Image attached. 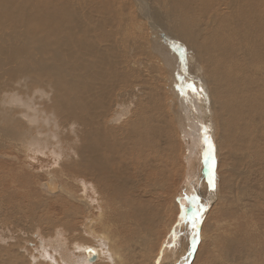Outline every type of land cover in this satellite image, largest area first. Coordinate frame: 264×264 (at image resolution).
I'll return each instance as SVG.
<instances>
[{"label": "bare ground", "instance_id": "6f19581e", "mask_svg": "<svg viewBox=\"0 0 264 264\" xmlns=\"http://www.w3.org/2000/svg\"><path fill=\"white\" fill-rule=\"evenodd\" d=\"M76 2L77 4H75ZM178 51L183 53V61L189 57L187 53L190 52L191 59L193 56V60H195L193 63L197 62L201 66V72H203L204 76L201 77L203 78L200 77L201 72L198 73L200 74L198 78L196 77L197 73L187 72L188 63L186 67L182 66L180 68L182 59L178 58L180 57L178 56ZM138 54H141L142 57L146 56L144 57L146 58L145 60L152 58L154 62L150 63L144 59L139 60L137 58ZM160 66L166 68L165 71H167L169 78V83L167 82L169 84V92L166 93H170L174 105L177 106V108H172L174 110L173 117L176 127L183 135L182 137H184L182 139L186 141L184 152V157L187 160L186 166H191L193 170H198L197 172L200 174L199 177L195 176V178L203 177V173L201 170L199 172L201 165L198 158L193 156L192 152L197 147V143H203L204 135H207L212 140V136H209L212 135V128H215L213 131L215 130L217 135H213L216 136L215 142H217L216 145L218 144L220 149L219 153L215 154H217V159L220 157L221 163L223 158H225V161L230 158L232 165L234 163L238 165L242 164L241 159L243 157L241 158V156L245 150L248 156H255L259 161L264 160V0H0V101L8 92L7 89L10 82L17 88V93L12 95L9 103L5 104L3 102L1 104L4 111L1 112L0 110V137L4 138H2L3 141L6 139V142H8L9 140L16 152L23 153L25 157H28L31 147L38 146L36 143L29 144L30 140L28 139L30 137V129H32L31 124L37 121V115H43L47 118L50 115L47 110H51L55 115H61V118L64 119L63 123H66L67 125L65 126H68V128H71L72 124L80 127L77 139L69 138L71 139L70 142L77 141L74 149L75 154H73L75 155V159L72 158L63 162L62 166L59 165L62 171L73 172L78 177L63 174L64 171L58 170L62 173L63 177L65 176L64 182H60L57 179L58 176L56 177L54 175L55 172L52 170L53 174L47 172L49 183L41 184V190H45L49 197V194H52L51 188L58 189L60 190V194H64L69 200H75L76 203L79 202V206L80 204L83 206L81 211L86 214V219L83 218L81 213L75 212L77 214L76 218L80 219V214L82 216V222H78L81 225L77 227V230L82 227L81 230L85 232V229H87V238L92 242L90 244L83 243V246L81 244L78 246L79 243L75 241L76 237L74 239L68 238V234H71L75 229V222L74 224L72 222L75 218L72 217L73 219H71L69 217L77 210H74L71 205H66L62 213L64 215L60 216L59 219L57 215L53 214V216L48 215L46 217V224L43 222L45 234L37 230L41 237L39 235L36 239H38L41 245H44L43 251L47 254L51 252L48 257L44 256L46 258L44 261L48 259L50 263L54 264H125L126 257L120 253L119 249L114 248L115 237L120 235L119 230L114 231V235L109 236L105 228H102L103 232L101 233L97 234L95 232L94 228L97 221H95V217L104 218L106 214L104 213L105 207L95 206V204L93 206V203L96 201L93 203L89 201L91 198L87 196L88 191L86 188L89 187L93 194V192L97 191V187H99L96 183L105 178L112 182L114 189L118 192H122L125 187H139L142 182L145 184L146 175L143 168L145 166L150 168L149 165L155 158L153 153V158H150L151 152L149 153V151L153 152L158 147L156 143L150 144L146 142L148 141L147 139L150 137V139L157 138L163 141L161 136H164V138H167L166 136L171 137L176 132L173 124L168 129L169 131L165 130L164 124L167 121L165 117L168 112L166 109H162V106H166L167 103L161 104L158 95L161 92L145 87L147 84L144 87L138 84V78L135 80V77L139 73L137 70L150 69V72L153 73V70L154 72L161 70ZM195 67L197 68V64H195ZM196 71L194 70V72ZM136 72L138 73L136 74ZM160 73L162 74L163 72ZM140 77H143V75ZM145 77L147 78V75ZM178 78H182L180 82L196 83L197 92L186 90L185 95H180L176 88ZM155 79H157L156 76ZM166 80L162 83L166 84ZM145 82L147 83V81ZM39 85L46 87L48 93L51 92L54 95L52 96L53 98L51 97L50 105L44 100H47L48 97L44 94L45 92L42 94L41 88L40 90H33ZM163 86L166 87V85ZM159 87L161 89V86ZM162 88L164 90V87ZM199 89H203V91L200 92ZM32 95H37L40 100H43L42 102L45 105L44 112L37 110L38 112L36 113L34 108H32L33 106L25 104V101L30 100L29 98ZM167 97L169 99V96ZM35 113L36 117L34 116ZM169 118H171V115ZM117 123L119 124L117 125ZM171 123L173 122L171 121ZM9 125H13L14 127L9 128ZM15 128L21 131L27 140V145L19 143L18 136L20 132L15 130ZM67 130L69 131V129ZM74 130L77 129L74 128ZM179 139L182 141L180 136ZM167 140L170 141L168 138ZM150 141L152 142V139ZM164 143L168 142L164 141ZM187 145H190V147ZM54 148L55 146H52L51 152L48 151L47 155H42L43 153L38 150L34 152L39 153L43 157L51 156L49 159L45 158L46 161H51V158L54 156ZM186 151L189 152L188 155ZM30 153L33 154V152ZM196 154L195 152L194 155ZM200 155L198 154V156ZM249 157L246 155L248 162ZM31 160L35 162V158H31ZM247 161L245 160V162ZM201 162L205 166L202 165L203 167L201 166V168H205L206 173L204 172V174L208 182V186L206 185L208 188L204 187L203 182L201 191L203 189L206 193L208 192L209 197L207 199L209 198V202H202L204 205L201 203L203 206L206 205V210L201 213L200 225L204 221V215L207 214L210 206L217 199L213 187L209 184V176L211 174L207 172L209 171V166H207L208 161L206 163L205 158H203ZM217 162H219V159ZM250 163L251 165L248 164V166L253 167L252 161ZM216 164L218 165L219 163ZM229 165L231 166V172L225 168L228 166L225 163L224 169H222V165L221 168L218 165L217 168H214L212 174L214 173V181L220 179L221 183H223L226 180L224 187L228 186V190L237 195V198L241 191V182L244 184L242 180L243 176L231 164ZM53 166L52 168H54ZM248 166L246 167L247 170L250 169ZM146 170L148 171V169ZM100 171L102 174L99 173ZM9 172L6 175L5 172L0 171L1 200L5 201L10 207L6 209L0 206V213L6 210L9 211V214L14 215L16 212H21V206L18 203L13 205L8 202L10 199H15L17 195L16 185L11 176H9ZM260 172L263 176L260 175L258 177L257 175V178H255L257 182L264 180V170L261 169ZM207 173H209V176ZM79 177L82 179L81 181ZM229 177L235 179V185L228 182ZM86 179L90 182L86 181ZM69 183H77L83 187V198H75L70 192L71 190H66V188H70ZM196 183L197 185L195 182L193 184L200 189V181ZM134 188L132 189L133 191H135ZM246 188L248 189V187ZM259 188L254 187L252 188L253 193L247 194L252 200L246 197L235 206L232 204L227 206L228 208L226 209L228 211L226 210V215L232 214L237 218L249 212L260 213V208H264V206H258L256 202L259 201L257 200L255 202L256 192H258L257 189ZM154 192L157 193V191ZM257 199L259 200L261 197L257 196ZM91 200L93 201V199ZM202 200H204L203 196ZM122 204H120V208L125 210L124 208L127 205L125 203ZM261 205H264V202ZM185 209L187 208L185 207ZM23 214H28L27 216L30 217L28 209ZM137 214H141L140 210L137 211ZM52 218L53 222L51 221ZM41 220L44 219L41 217ZM48 220L51 222L47 224L46 221ZM62 220L63 224L60 223L61 225H58V222ZM84 220L86 224H84ZM2 229L4 231L0 230V260L11 258L15 252L22 250L21 247L23 245L11 248V243L13 245L15 241H20L21 238H19V235L17 236L18 239L16 238L17 240L10 237L11 232H15L14 228L13 230L10 227H3ZM65 230L69 233H65ZM198 230L199 225L195 231ZM193 231L191 221H186V224L182 223L178 227L176 236L174 235L177 238H174L175 241H179H176L177 243L172 251H168L170 254H167L168 249L165 252L164 248L159 251L160 246L154 254L158 256L157 254L159 253L162 256V261H165L166 264H187L191 255H187L186 253V256H184L187 244L186 238ZM59 232V237L64 238L63 236L65 235L68 239L60 238V240L58 239L59 241L53 239L52 237H56ZM179 232L184 233L182 239L180 234L178 235ZM23 234L25 233L20 234L22 239H24ZM26 234L25 236L29 238L32 235L31 232ZM200 236L201 234L199 233V239L203 237V235L201 238ZM22 239L20 242H22ZM203 239L204 237L201 240ZM99 242L105 244L104 249H102L103 245ZM239 243L241 244L240 241ZM251 244L252 242L248 241L247 238V241L241 244L243 247H240V249H246L240 251L246 253L244 258L246 257L247 260L251 259L259 250L257 246L249 248ZM263 244L260 243L259 246ZM31 245L33 246V244ZM234 245V241H227L225 248L228 250L230 247L233 248ZM123 246H126V244L121 245L122 248ZM230 250L233 249L230 248ZM41 252L34 248L30 249V253L27 256L28 258L30 257L31 264L40 258L39 253ZM127 252L129 253V249ZM33 253L34 255L32 256ZM143 253H146V251ZM240 253L238 252V254ZM93 254L96 255V258L93 262H89V258ZM154 254L152 255L155 257ZM238 254L237 256H239ZM23 256L25 257V255ZM153 256L150 254V257ZM231 257L230 255H226L225 258L229 261ZM237 259L234 260L238 262L239 260L237 261ZM149 260L151 261V258ZM133 261L134 259L129 264ZM13 262L16 263L15 261ZM217 262L219 263L220 260L215 261V263ZM251 262L253 263V261ZM262 262L263 260H260L258 263L262 264ZM148 263L150 262L148 261Z\"/></svg>", "mask_w": 264, "mask_h": 264}, {"label": "rangeland", "instance_id": "374dc122", "mask_svg": "<svg viewBox=\"0 0 264 264\" xmlns=\"http://www.w3.org/2000/svg\"><path fill=\"white\" fill-rule=\"evenodd\" d=\"M77 4V2L75 3ZM79 4V3H78ZM77 6V5H76ZM261 6V5H260ZM86 8V7H85ZM88 9V8H87ZM90 10V9H89ZM96 17V16H95ZM91 19V17H89ZM167 30V29H166ZM170 30V29H169ZM113 43V42H112ZM105 45V43H103ZM187 54H189L186 58V60L183 61V53L178 51V58H181L182 60V63H181V66L180 68L183 66V67H186L187 63H188V67H187V72L189 73H197L196 77L198 78L199 75L200 77L203 76V72L202 69L200 68L201 66L196 62V63H193V61L195 62V60H193V56H192V59H191V55H190V52H188ZM135 55H136V52H135ZM139 55V56H138ZM137 55V58L139 60H145L146 56L142 57L141 54H138ZM141 55V56H140ZM189 60V61H188ZM145 61H149L150 63H153L154 60H152V58L149 60H145ZM192 61V62H191ZM185 62V63H184ZM157 64V63H156ZM193 64V65H192ZM195 64H197V68L195 67ZM192 65V66H191ZM190 67V68H189ZM194 67V68H193ZM199 68V70H198ZM160 69L161 70H156L154 72L153 70V73L150 72V69H142V70H137L138 72H136V74L138 75L137 77H135V80L137 79L138 80V84L140 85H144L147 84L145 87H149V89L151 90H154L155 89L157 91H160L161 93L158 94L159 95V99L161 101V104L164 105V103L166 102L167 105L165 106H162L163 108L162 109H166V111L168 112L167 116L165 117L167 119L166 123L164 124L165 125V130L166 131H169L168 129H170V127L172 126V124L175 126L176 128V132L173 133V137H168L166 136L168 139H170L171 141V144H170V141L167 140V138H164V136H161V139L163 141H160L158 140L157 138L152 139V142L150 141V137L149 139H147L148 143H156L158 145V149H154L153 152L152 151H149L150 153V158H153V154H154V161H152L150 163V168L148 167H144L143 170L145 175H146V182L145 184L142 182L140 184V186H133V187H128V188H124L122 192H118L116 189H114L113 187V184L110 180H107L106 178L102 181H99V183H96L98 184L99 187H97V191L96 192H93L92 194V191L89 189V187H87V191H88V194L87 196L90 197L91 199H93V201L90 199L89 201H91L93 203V206L95 204V206H103L105 207L104 209V213L105 216L104 218H99V216H96L94 219L96 221L95 223V232L98 234V233H101L103 232L102 231V228L104 229L105 228V231L108 233V236L109 235H114L113 232L116 231V230H119L120 232V235L115 237V244H114V248H117L120 250V253L126 257V261H125V264H129V262L134 259L133 262H131L130 264H166L165 261H162V256L159 255V253L157 254L158 256H156L155 251H157L158 247L160 246V250H162L164 248V252L165 250H167V254H170V252L168 253V251H172V249L175 247L176 243L179 241V240H176L177 239L176 237H174V235L176 236V232L178 230V227L181 226L182 223L186 224V221L189 222L191 221V215H193L194 211H196V208H194V204H193V201L191 199V197L193 195H195L196 197H198V203L200 205H202L204 203H208L209 202V198L207 199V197H209L208 195V192L206 193L203 189L201 191V188H203V182H204V187L207 185L208 186V182L206 180V176L204 174V172L206 173L205 171V168H201V166L203 165L202 164V160L204 157V153L206 151V147L207 145L204 143V141H202L203 143H197V147L193 150L192 154L193 156H196L198 158V161H199V165L200 166V169H199V172L201 170V172L203 173V177L201 178H198L199 177V173L197 172L198 170L191 168V166H186V159H185V146H186V141L182 138L183 135L179 132V129L176 127V124H175V121H174V117H173V109L174 108H177L176 105H174V101H173V98L172 96L170 95V93H166V92H169L168 91V86H169V78H168V75H167V71L166 68L164 66H160ZM192 71H191V70ZM145 70V71H144ZM194 70H197L196 72H194ZM148 71V72H147ZM199 71V72H198ZM145 72V73H144ZM160 72H163L162 74ZM201 72V73H200ZM150 73V74H149ZM166 73V74H164ZM200 73V74H198ZM140 74V75H139ZM141 75H143V77H140ZM147 75V78L145 77ZM153 75V76H152ZM161 75V76H160ZM136 76V75H135ZM155 76L157 77V79H155ZM165 76V77H164ZM140 77V78H139ZM154 77V78H153ZM204 77V76H203ZM201 77V78H203ZM159 78V79H158ZM161 78H164V79H161ZM146 79V80H145ZM154 79V80H153ZM166 80V84L162 83ZM142 80V81H141ZM149 80V81H148ZM158 80V81H157ZM141 83H140V82ZM147 81V83L145 82ZM9 82V80H8ZM145 82V83H144ZM151 82V84H150ZM154 82V83H153ZM168 82V83H167ZM149 83V84H148ZM156 83V84H155ZM154 84V85H153ZM160 84V85H159ZM194 86H196V83H192ZM161 86V89H159ZM163 85H166L163 86ZM11 87V88H10ZM156 87V88H155ZM164 87V90L163 88ZM40 88L42 89V94L43 92H45L44 94L48 97L45 96L46 99H44L45 101H47L48 105L51 104V100H52V95L51 92L48 93V89L46 87H43V86H37L36 88H34L33 90H36V89H39ZM167 88V89H166ZM12 89V90H11ZM45 89V90H44ZM10 90V91H9ZM16 90V91H14ZM167 90V91H166ZM9 93H8V92ZM7 93L4 95V97H2L1 101H0V105L5 102L6 103H9V99L12 97V95L14 93H17V88L15 85H13V83L10 82V85H9V88L7 89ZM163 93V94H162ZM165 93V95H164ZM8 94V95H7ZM169 94V95H168ZM11 95V96H10ZM114 95V94H113ZM162 95V96H161ZM6 96V97H5ZM10 96V97H9ZM37 95H32L30 96V100L28 101H25V104L27 103L28 106H33L32 108H34V110L36 111V113L38 111H42L44 112V104H43V100H40V98L37 96ZM115 96V95H114ZM164 96V97H163ZM169 96V99L168 97ZM171 96V97H170ZM52 97V98H51ZM6 98V99H5ZM38 98V99H37ZM167 99V100H166ZM3 100V101H2ZM6 100V101H5ZM37 100V101H36ZM49 100V101H48ZM166 100V101H165ZM39 101V103H38ZM163 101V102H162ZM169 102V103H168ZM171 102V104H170ZM165 103V104H166ZM41 105V106H39ZM172 105V106H171ZM3 108V105H1V112L4 111ZM173 108V109H172ZM38 110V111H37ZM47 112L50 114L49 116H47V118H45L43 115H37L38 117H36V113L34 114V116L37 118V121L35 119L36 122H34V124H31V127L32 129H30V137L28 138L30 140L29 144L31 143H36L38 144V146H32L31 147V151L30 152H33V154H31L29 152L30 155H28V157H25L23 153H18L15 151L14 147L10 144V141L8 140V142H6L7 140L5 139L3 141V137H0L1 141H0V155H1V159H0V171L2 172H5V174L7 175L8 171L9 172V176H11L12 180L14 181L15 185H16V189H17V195L15 197V199H10L8 200V202H10V204L12 203L13 205H16L17 203L21 206V212H16L14 215H11L9 214V211H2L0 213V230L1 231H4L2 228L3 227H10L11 230H13L14 228V231L15 232H11L12 234L10 235V237L12 239H15L17 240V236L19 235V238L22 239V237L20 236L21 233H25L23 234L24 235V239H22V242L21 239L20 241H15L14 244L10 245V247L12 248L13 246L14 247H17L18 245H22V250H20L19 252H15L12 253L14 254L11 258H4V259H1L0 260V264H31L32 261L30 259V257L28 258L27 254L30 253V249L34 248L36 249L37 251L41 252L39 253V259L37 261H34L33 264H38V263H44V264H54V263H50L49 260L47 259L46 261H44L46 258L45 257H48L51 252H49L48 254L45 253L43 250H44V245H41L38 241V239H36V237H38L40 235V233H38V231L42 232L43 234H45V227H44V223H45V220L46 217H48V215H57L58 216V219L60 218V216H63L64 214L63 213V209L65 208L66 205H71L73 207V209L77 210V211H74L72 213V215L69 217L71 219L75 218L72 220L73 224H74V227H75V231L73 232L72 231V235L67 232V230H65V233H69L68 235V238L69 239H74L75 238V241L77 243H79L78 246H83V243L84 244H90L92 241L87 238L88 237V234H87V229H85V232L81 228H78L77 230V227H79V225H81V223H78V222H82V216L83 218L86 219V214L83 213V211H81L83 209V206L80 204L79 206V202L76 203L75 200H72L68 197H65L64 194H60V190L58 189H54V188H51V192L52 194H49V197H48V193L43 189L41 190L42 188V185L45 184L46 182L49 183V176H47L48 173H52L53 174V171L55 172L54 175H56V177H60L57 179L60 181V182H64V179H65V176L63 177L62 176V173H60V171L58 170H61V167L62 166V163L67 161V160H70L72 158L75 157V154L74 153V149L77 145V141H73V142H70L71 139H74L76 138L77 139V136H78V132H79V126L77 125H71L70 127L71 128H68V126H65L67 125L66 123H63L64 122V119L61 118V115H55L53 111L51 110H47ZM171 115V118H169ZM58 116V117H57ZM128 117V116H127ZM61 118V119H60ZM41 119V120H39ZM54 119V120H53ZM44 120V121H43ZM173 123H171V121ZM42 121V122H41ZM54 122V123H53ZM121 122V121H120ZM37 123V124H36ZM40 123V124H39ZM44 123V124H43ZM168 123V125H166ZM119 123H117L118 125ZM33 125V126H32ZM55 125V126H53ZM63 125V126H61ZM14 127L13 125H9V128H12ZM53 129H52V128ZM59 127V128H58ZM67 127V128H66ZM214 127V125H213ZM56 128V129H55ZM77 129V130H74ZM55 129V130H54ZM69 129V131L67 130ZM71 129V130H70ZM213 129L215 128H212V135H209V136H212V140H211V143L212 145H214L213 147V152H212V155L211 157H209V160H208V165L209 166V172L211 175H212V172L214 170V168L218 167L219 165V168H221V165H222V169H224V164L226 163L228 166H226L225 168H227V170L229 172L230 171V168L231 166L229 164L232 165V161L231 159L229 158V160H226L225 161V158H223V161L221 163L220 161V157H218L219 159V162L218 159H217V154L219 153L220 149H219V146L218 144L216 145L217 142L216 141V131ZM15 130L19 131V136H18V139H19V143L21 145H27V140L25 139V137L22 135L21 131L17 128H15ZM40 130V131H39ZM62 130V131H61ZM52 131V132H51ZM54 131V132H53ZM59 133H58V132ZM32 132V133H31ZM69 132V133H68ZM214 132V133H213ZM51 133V134H50ZM68 133V134H67ZM72 133V134H71ZM67 134V136H66ZM215 134V135H213ZM71 135V137L69 136ZM179 136L181 137L182 141L179 139ZM207 136V135H206ZM163 137V138H162ZM205 137V135H204ZM3 138V139H2ZM53 138V139H52ZM63 138V139H62ZM71 138V139H69ZM157 139V140H156ZM176 139V140H175ZM167 140V141H166ZM154 141V142H153ZM165 142H168V143H164ZM175 144H174V142ZM49 142V143H48ZM183 142V143H182ZM6 143V144H5ZM161 143V144H160ZM164 143V144H163ZM10 146H9V145ZM163 144V145H162ZM185 144V145H184ZM2 145V146H1ZM160 145V147H159ZM166 145V146H165ZM170 145H172V147H170ZM174 145V146H173ZM206 147H205V146ZM4 146V147H3ZM40 146V147H39ZM52 146H55L54 148V156L51 158L52 160L50 161H46L45 158H48L51 157V156H48V157H43L41 156L39 153H36L34 152L35 150H38L40 151L41 153H43L42 155H47V152L50 151L51 152V149H52ZM165 146V147H164ZM188 147H190V145H187ZM199 146V147H198ZM204 146V147H203ZM3 147V148H2ZM6 147V148H5ZM65 147V148H64ZM182 147V148H181ZM5 148V149H4ZM61 148V149H60ZM160 148V149H159ZM198 148V149H197ZM204 148V149H203ZM47 149V150H46ZM60 149V150H59ZM72 149V150H71ZM170 151H169V150ZM182 149V150H181ZM200 149V151H199ZM203 149V150H202ZM5 150V152H4ZM58 150V151H57ZM62 150V151H61ZM63 150L67 151V152H64ZM71 150V151H70ZM198 150V151H196ZM171 152V154H169V152ZM202 151V152H201ZM204 151V152H203ZM69 152V153H68ZM177 152V153H176ZM182 152V153H181ZM187 152V155L189 154L188 151ZM195 152L197 153L196 155ZM198 152H201V153H198ZM9 153V154H8ZM71 153V154H70ZM153 153V154H152ZM173 153V154H172ZM175 153V154H174ZM217 153V154H215ZM247 157L248 154L246 152V150L243 152V155L241 156V158L243 157L242 160V164L238 165L236 163H234L232 167L234 169L237 170L238 173H240L242 176H243V182L244 184L241 182V186H240V194H238V197L236 198L237 195H235L234 193H231L229 190H228V186L224 187V185L226 184V180H224L225 182L221 183L220 179L217 180V181H214V184H215V187H217L215 189V187L213 188L214 192L216 193V200H215V203H213L209 210L207 211V214L204 215V221L201 223V225L199 224V230L198 232L201 234V236L203 235L204 239L201 240V236L195 247L193 248L192 246V243H193V233L189 234L186 238V251H185V254L184 256H186V253L187 255H191L189 261L187 264H261V263H258L260 260H263L264 262V244L263 245H260V243H264V208H260V213H254V212H249L247 214H244V215H241V217H234V215L230 214V215H226V208H228L227 206L229 205H233L235 206L239 201H242L244 200L246 197L248 199H251L249 198V196L247 194L249 193H253V189L254 187L256 188H260L257 189L258 192H256V199H255V202L256 200L259 201V202H256V204H258V206H264V205H261V203L264 202V182L262 183V181L264 180H261L259 182L255 181V178H257V175L258 177L261 175V172L260 170L263 169L264 170V160H261L259 161L257 158H255V156H250L249 157V162L247 161L248 158H246V155ZM17 154V155H16ZM36 154V156H35ZM160 154V155H159ZM198 154H201L200 156H198ZM6 158H5V156ZM31 155H34V156H31ZM39 155V156H38ZM105 155H108V154H105ZM167 155V156H166ZM203 155V157H202ZM245 155V156H244ZM264 155V154H263ZM20 156V157H19ZM58 156V157H57ZM67 156V157H66ZM69 156V157H68ZM157 156V157H156ZM22 157V158H21ZM24 157V158H23ZM60 157V158H59ZM165 157V158H163ZM212 157H214V167H211L210 168V165L213 163V160H212ZM252 157V158H251ZM15 158V160H14ZM31 158H35V162H33L31 160ZM42 158V159H41ZM57 158V159H56ZM64 158V159H63ZM68 158V159H67ZM175 158V159H174ZM201 158V159H199ZM216 158V159H215ZM255 158L254 160H251V159ZM20 159V160H19ZM29 159V160H28ZM56 159V160H55ZM75 159V158H74ZM263 159H264V156H263ZM58 160V161H57ZM61 160V161H60ZM64 160V161H62ZM168 160V161H167ZM245 160L247 162H245ZM256 160V162H255ZM258 160V161H257ZM53 161V162H52ZM56 161V162H55ZM231 161V162H230ZM252 161V164L254 165L253 167H249L248 164L251 165V162ZM263 161V162H262ZM17 162V163H16ZM33 162V163H32ZM162 162V163H161ZM170 162V163H169ZM172 162V163H171ZM219 163L218 165L216 163ZM230 162V163H229ZM49 163H51V167L49 165ZM53 163V164H52ZM56 163H58V165H56ZM174 163V164H173ZM185 163V164H183ZM261 163V164H258ZM12 164V165H11ZM55 164V166H53ZM161 164V165H159ZM247 164V165H246ZM33 165V166H32ZM49 165V166H48ZM60 165V166H59ZM256 165V166H255ZM260 165H261V168H260ZM262 165H263V168H262ZM10 166V167H9ZM52 166L54 168H52ZM160 166V167H159ZM204 166V165H203ZM202 166V167H203ZM237 166V167H236ZM249 167L250 169L247 170L246 167ZM7 167V168H6ZM56 167V168H55ZM162 167V168H161ZM165 167V168H164ZM184 167V168H183ZM189 167V168H188ZM205 167V166H204ZM52 168V169H50ZM161 168V169H160ZM260 168V169H259ZM31 169V170H30ZM49 169V170H48ZM148 169V171L146 170ZM165 169V170H164ZM212 169V170H211ZM242 169V171H241ZM244 169V171H243ZM256 169V170H255ZM47 170V171H46ZM53 170V171H52ZM164 170V172H163ZM167 170V171H166ZM184 170V171H183ZM194 172H193V171ZM211 170V171H210ZM246 170V171H245ZM58 171V172H57ZM62 171V170H61ZM64 171V172H63ZM63 174H66V175H69V176H72V177H78L75 173L73 172H67V170H63ZM162 171V172H161ZM241 171V172H239ZM253 173H252V172ZM48 172V173H47ZM58 174H57V173ZM148 172V173H147ZM187 172V173H186ZM68 173V174H67ZM100 174L101 171L99 172ZM150 173V174H149ZM165 173V174H164ZM209 173L208 176H209ZM245 173V174H244ZM250 177H249V175ZM251 173V174H250ZM149 174V175H148ZM158 174V175H156ZM220 175V173H218ZM255 174V176H254ZM61 175V176H60ZM248 175V176H247ZM195 176H198L195 178ZM247 176V177H246ZM263 176V174L261 175ZM189 177V178H188ZM220 177V176H219ZM245 177V178H244ZM47 178V179H46ZM62 178V179H61ZM80 178V177H79ZM167 178V179H166ZM195 178V179H194ZM230 179L228 180L229 183H231L232 185L236 184V181L234 178H231L229 177ZM252 178V179H251ZM254 178V180H253ZM195 182V184L197 185L196 182L200 181V189L199 187H197L195 184H193V180ZM251 179V180H249ZM10 180V178H9ZM82 179L80 178V181ZM196 180V181H195ZM198 180V181H197ZM206 180V181H205ZM86 181L90 182L89 180L86 179ZM164 181V183H163ZM190 181V183H189ZM155 182V184H154ZM158 182V183H157ZM161 182V183H160ZM206 182V183H205ZM247 182V183H245ZM250 182V183H249ZM262 184H261V183ZM221 183V184H220ZM257 185H256V184ZM42 184V185H41ZM69 187L70 188H66L67 191H70L72 193V195L75 197V198H83L82 195H83V190L81 186H79V184L77 183H69ZM144 186H143V185ZM149 184V185H147ZM248 184V186H247ZM251 184V185H250ZM254 184V186H253ZM74 185V186H73ZM147 185V186H146ZM157 185V186H156ZM163 185V186H162ZM169 185V186H168ZM180 185V186H179ZM192 185H194L192 187ZM220 187H219V186ZM151 186V187H150ZM155 186V187H154ZM168 186V187H167ZM206 186V187H207ZM243 186V187H242ZM251 186V187H250ZM259 186V187H258ZM4 187H6L4 185ZM76 187V188H75ZM103 187V188H101ZM135 187V188H134ZM144 187V188H143ZM248 187V189L246 188ZM250 187V189H249ZM72 188V189H71ZM77 189L75 191V189ZM134 188L135 191H133L132 189ZM149 188V190H148ZM192 188V189H191ZM196 188V189H195ZM208 188V187H207ZM235 188V186H234ZM131 189V190H130ZM160 189V190H159ZM263 189V190H262ZM57 190V191H56ZM115 190V191H114ZM138 190V191H137ZM148 190V191H147ZM200 190V191H199ZM228 190V191H227ZM234 190V189H233ZM260 190V191H259ZM43 191V192H42ZM75 193H73V192ZM100 191V193H99ZM102 191V192H101ZM110 191V192H109ZM128 191H130L128 193ZM140 191V192H139ZM145 191V192H144ZM154 191H157L154 192ZM194 191V192H193ZM197 191V192H195ZM204 191V192H203ZM248 191V192H247ZM47 193L45 195V193ZM112 192V193H111ZM163 192V193H162ZM201 192V194H200ZM241 192H245V193H241ZM260 192V193H259ZM263 192V193H262ZM54 193V194H53ZM57 193V194H55ZM80 193V194H79ZM107 193V194H106ZM139 193V194H138ZM207 195H205V194ZM230 193V194H229ZM76 194V195H75ZM119 194V195H117ZM145 194V195H144ZM233 194V195H232ZM242 194V195H241ZM246 194V195H245ZM53 196L51 198V196ZM105 195V196H104ZM133 195V196H132ZM260 195V196H259ZM55 196V198H54ZM59 196V197H58ZM77 196V197H76ZM95 196V197H94ZM119 196V197H118ZM145 196V197H144ZM154 196V197H153ZM202 196L204 198V200H202ZM257 196L258 197H261V199H257ZM263 196V197H262ZM65 197V198H64ZM105 197V198H104ZM110 197V198H108ZM122 197V198H120ZM109 201H108V199ZM113 198V200H112ZM120 198V199H119ZM119 199V200H118ZM143 199V200H142ZM0 200H1V195H0ZM112 200V201H111ZM116 200V201H115ZM119 202H118V201ZM135 200V201H134ZM237 200V201H236ZM252 200V199H251ZM100 203H99V202ZM122 201V202H121ZM0 206L3 207V208H10L5 201L1 200L0 201ZM4 202V203H3ZM48 202V203H47ZM114 202V203H113ZM121 202V203H120ZM184 203V205H182V203ZM66 203V204H65ZM122 203H125L127 206L124 208L125 210L121 209V205ZM156 203V204H155ZM202 203V204H201ZM104 204V205H103ZM117 204V205H116ZM139 204V205H138ZM177 204V206H176ZM106 205V206H105ZM120 205V206H119ZM123 205V204H122ZM138 205V206H137ZM204 205V204H203ZM55 206V207H54ZM75 206V207H74ZM78 206V207H76ZM114 206V207H113ZM142 206V207H141ZM178 207V208H177ZM181 207V208H180ZM185 207L187 209H185ZM57 208V209H56ZM108 208V209H107ZM28 209V213L30 214V217H28L26 214L24 215V211H26ZM143 209V210H142ZM23 210V211H22ZM62 210V211H61ZM109 210V211H107ZM113 210V211H112ZM140 210L141 214L138 215L137 214V211ZM185 210V212H184ZM192 210V212H191ZM55 211V212H54ZM60 211V212H59ZM189 211V212H188ZM228 211V210H227ZM23 212V213H22ZM81 213L80 214V219L76 218V213ZM101 212V211H100ZM111 213V214H110ZM185 213V214H184ZM191 215H190V214ZM6 214V215H5ZM23 214V215H22ZM53 214V215H52ZM128 214V215H127ZM131 214V215H130ZM5 215V216H4ZM10 215V216H9ZM22 215V217H21ZM188 215V216H187ZM3 216V217H2ZM40 216V217H39ZM45 216V218H44ZM190 216V217H189ZM7 217V219H6ZM24 217V218H23ZM32 217V218H31ZM39 217V218H38ZM41 217L42 219L44 220H41ZM73 217V218H72ZM183 217V218H182ZM3 218V219H2ZM121 218V219H120ZM206 218V219H205ZM225 218V219H224ZM228 218V219H227ZM250 218V219H249ZM6 219V220H5ZM18 219V220H17ZM30 219V221H29ZM34 219V221H33ZM36 219V220H35ZM77 219V220H76ZM186 219V220H185ZM189 221H188V220ZM232 219V220H231ZM235 219V220H234ZM244 219V220H243ZM38 220V221H37ZM64 220V219H63ZM63 220L61 222H58V225H61L63 224ZM227 220V221H226ZM246 220V221H245ZM7 221V222H6ZM15 221V222H14ZM18 223H17V222ZM33 221V222H32ZM39 221H41L39 223ZM51 221L53 222V218L51 219ZM50 220L46 221L47 224L49 222H51ZM77 221V222H76ZM44 222V223H43ZM181 222V223H179ZM231 222V223H230ZM242 222V223H241ZM11 223V224H9ZM17 223V224H16ZM30 223V224H29ZM33 225H32V224ZM43 223V225H42ZM61 223V224H60ZM76 223H78L76 225ZM227 223V224H226ZM237 223V224H236ZM21 224V225H20ZM24 224V225H23ZM29 224V225H28ZM46 224V223H45ZM84 224H86V221L84 220ZM231 224V225H230ZM234 224V225H233ZM12 225V226H11ZM16 225V226H15ZM248 225V226H247ZM14 226V227H13ZM34 226V227H33ZM46 226V225H45ZM178 226V227H177ZM234 226V227H233ZM239 229H238V227ZM43 227V228H42ZM216 227V228H215ZM244 229H243V228ZM246 227V228H245ZM17 228H19L17 230ZM107 228V229H106ZM177 228V229H176ZM16 229V230H15ZM42 229V230H40ZM176 229V230H175ZM36 230V232H35ZM38 230V231H37ZM110 230V231H108ZM172 230V231H171ZM28 231V232H27ZM228 231V232H227ZM241 231V232H240ZM245 231V232H244ZM256 231V232H255ZM18 232H21L18 234ZM31 232V237H26L25 235H27L26 233H30ZM33 232V233H32ZM81 232V233H80ZM84 234H83V233ZM231 232V233H230ZM253 232V233H251ZM37 235H35V234ZM75 233V234H74ZM250 233V234H249ZM257 233V234H256ZM34 234V235H33ZM66 234V235H67ZM75 236H74V235ZM82 234H83V237H82ZM86 234V236H85ZM180 234V237L182 239V236H184V233L182 232H179L178 235ZM182 234V235H181ZM248 234V235H247ZM14 235V236H13ZM22 235V236H23ZM235 235V236H234ZM244 235V236H243ZM30 236V235H28ZM33 236V237H32ZM60 236V232L59 234L55 237H52L53 239H56L57 241L60 240L61 237ZM73 238H71V237ZM78 236V237H77ZM80 236V237H79ZM241 236V237H240ZM250 236V237H249ZM255 236V237H253ZM41 237V235H40ZM64 238H61V239H65L66 240L68 239L65 235L63 236ZM86 237V238H85ZM246 239H244V238ZM262 237V238H261ZM17 238V239H16ZM28 241H26L27 239ZM36 240H35V239ZM175 238V239H174ZM190 238V239H189ZM240 238H242L240 240ZM247 238H248V241H251L252 244L250 245L249 248L251 247H258V251L251 257V259H248L244 256L246 253L244 252H241L240 250H246V249H240V247H243V242L247 241ZM250 238V239H249ZM254 238V239H252ZM31 239V240H29ZM59 239V240H58ZM263 239V240H262ZM81 240V241H80ZM184 241V240H183ZM202 241V242H201ZM227 241H234L235 242V245L234 247H230L231 249L233 250H230V248L227 250L225 248V245H226V242ZM239 241L241 242V244L239 243ZM243 241V242H242ZM258 241V242H256ZM17 242V243H16ZM36 242V243H35ZM137 242V243H136ZM238 242V243H237ZM101 243V242H99ZM141 243V244H140ZM237 243V244H236ZM33 244V246L31 245ZM38 244V245H37ZM40 244V245H39ZM102 244V243H101ZM123 244H126V246H123V248L121 247V245ZM16 245V246H15ZM102 249L105 248V244H102ZM24 246V247H23ZM131 246V247H130ZM141 248H140V247ZM13 247V248H14ZM28 247V249H27ZM46 247V246H45ZM129 247V248H128ZM137 247V248H136ZM129 249V253L127 252L128 249ZM131 248V249H130ZM29 250L28 252H26L27 250ZM126 249V250H125ZM137 249V250H136ZM139 249V250H138ZM143 251H142V250ZM192 249V250H191ZM24 250V251H23ZM131 250V251H130ZM135 250V252H134ZM253 250H257V249H253ZM139 251V252H138ZM144 251H146V253H143ZM154 251V252H153ZM241 253L238 254V252ZM252 251V250H251ZM250 251V252H251ZM26 252V253H24ZM134 252V253H133ZM141 252V253H140ZM231 252V253H230ZM249 252V253H250ZM21 253V254H20ZM24 253V254H22ZM233 253V254H232ZM248 253V254H249ZM18 254V255H16ZM44 254V255H43ZM136 254V255H134ZM150 254L151 256H153L152 254L155 255V257H150ZM164 254V253H163ZM223 254H225L223 256ZM237 254L239 256H237ZM16 255V256H15ZM21 255V256H20ZM25 255V257L23 256ZM34 255V253L32 254V256ZM47 255V256H46ZM128 255V256H127ZM139 255V256H138ZM226 255H230L231 259L229 261L226 260ZM241 255V256H240ZM261 255V257L259 258V256ZM20 256V257H19ZM27 256V257H26ZM84 256V255H83ZM243 256V257H242ZM255 256V257H254ZM257 256H258V259H257ZM23 257V258H22ZM132 257V258H131ZM236 257V258H234ZM242 257V259H240ZM14 258V259H13ZM17 258V259H16ZM84 258V257H83ZM148 260H147V259ZM149 258H151V261L149 260ZM155 258V260H154ZM221 258V259H220ZM224 258V259H223ZM239 258V259H237ZM262 258V259H261ZM12 259V260H10ZM20 259V261H19ZM28 259V261H27ZM41 259V260H40ZM161 259V260H160ZM218 259V260H216ZM234 259H237L238 262H236V260ZM10 260V261H9ZM18 260V261H16ZM85 260V259H84ZM147 260V261H146ZM211 260V261H210ZM220 262L218 263H215V261H219ZM226 260V261H225ZM242 260V261H241ZM259 260V261H258ZM13 261H15L16 263H14ZM22 261V262H21ZM29 263H27V262ZM44 261V262H43ZM49 263H48V262ZM142 261V262H141ZM148 261L150 263H148ZM159 261V263H158ZM170 261V260H169ZM232 261V263H231ZM253 261V263L251 262ZM7 262V263H6ZM10 262V263H9ZM144 262V263H143ZM222 262V263H221ZM228 262V263H226ZM230 262V263H229ZM236 262V263H235ZM246 262V263H245ZM255 262V263H254ZM262 262V264H263Z\"/></svg>", "mask_w": 264, "mask_h": 264}, {"label": "snow or ice", "instance_id": "6c2138e0", "mask_svg": "<svg viewBox=\"0 0 264 264\" xmlns=\"http://www.w3.org/2000/svg\"><path fill=\"white\" fill-rule=\"evenodd\" d=\"M181 80H182V78H178V82L176 84L177 91L180 93V95H182V96L185 95L186 90L192 91V92H197L196 87L192 83L180 82ZM199 91L202 92L203 89H199ZM205 131H207V130H205ZM204 143L207 145V150L204 153L205 162L207 163L209 157L212 156L214 146L212 145L210 138L206 135L204 137ZM212 160H213V163L210 165V168L214 167V157H212ZM209 184L211 187H213V188L215 187L214 173L209 176ZM191 199L193 201L194 207L196 208V211H194L192 217L190 218L191 219V226L194 229V231H193V243H192V246L194 248L198 239H199V233H198V231H195V230L198 229V225H199V222L201 220V213L203 211H205L206 209H205V206L200 205L198 203V197L193 195L191 197ZM89 251H91V250H89Z\"/></svg>", "mask_w": 264, "mask_h": 264}, {"label": "water", "instance_id": "95a60500", "mask_svg": "<svg viewBox=\"0 0 264 264\" xmlns=\"http://www.w3.org/2000/svg\"><path fill=\"white\" fill-rule=\"evenodd\" d=\"M205 206H206V205H205ZM95 258H96V255L93 254L92 257L89 258V262H93V261L95 260Z\"/></svg>", "mask_w": 264, "mask_h": 264}]
</instances>
